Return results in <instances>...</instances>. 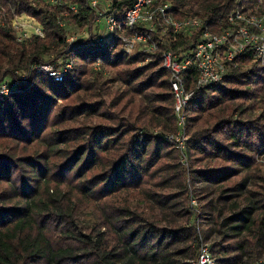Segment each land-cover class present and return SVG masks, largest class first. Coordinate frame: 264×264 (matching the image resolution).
I'll use <instances>...</instances> for the list:
<instances>
[{
	"label": "trees",
	"instance_id": "obj_1",
	"mask_svg": "<svg viewBox=\"0 0 264 264\" xmlns=\"http://www.w3.org/2000/svg\"><path fill=\"white\" fill-rule=\"evenodd\" d=\"M89 1L0 0V264H192L202 244L216 264H264V66L245 52L195 94L188 168L169 141L178 128L163 66L236 11L264 16V0H165L202 31L138 25L99 44ZM133 3L113 0L109 13ZM24 16L43 38L19 42L10 23ZM68 25L87 40L70 44ZM119 36L148 42L128 56ZM185 79L191 88L196 72Z\"/></svg>",
	"mask_w": 264,
	"mask_h": 264
},
{
	"label": "built area",
	"instance_id": "obj_2",
	"mask_svg": "<svg viewBox=\"0 0 264 264\" xmlns=\"http://www.w3.org/2000/svg\"><path fill=\"white\" fill-rule=\"evenodd\" d=\"M42 1L54 6L60 5V0ZM112 1H89V8L99 17L96 23L98 32L95 34L98 35L96 40L98 44L102 42L100 32L118 35L127 30H134L138 25L148 26L152 31L156 25H164L176 35L197 33L204 27V22L199 18L175 19L171 13L172 4L165 0H133V6L123 14L122 18L109 13ZM69 10L73 14H77L78 11L74 5L69 6ZM23 24L27 28H24ZM10 25L19 33V42L33 36L43 38L41 26L31 18L25 16L17 18L12 20ZM84 39H87V36ZM122 40L128 53L140 44L146 45L148 42L147 37L144 36H136L130 40L122 37ZM73 42L72 39L71 43ZM156 50L154 46L146 47L148 53ZM245 52H251L256 61L264 66V16L236 11L229 16L228 28L221 33L202 31L195 49L190 53L184 55L169 53L163 56V66L170 74V87L175 100L174 113L178 128L177 134L170 137L169 141L180 153L182 165H188L185 152L186 143L189 140L186 134V110L189 104L197 92L221 83L229 74L230 65ZM72 69L73 65L68 64L65 73ZM39 71L49 75L55 82L63 81V75L55 73L50 67L40 68ZM188 71L196 72V80L191 88H188L185 79ZM192 264H216L207 245L202 244L198 258Z\"/></svg>",
	"mask_w": 264,
	"mask_h": 264
},
{
	"label": "rangeland",
	"instance_id": "obj_3",
	"mask_svg": "<svg viewBox=\"0 0 264 264\" xmlns=\"http://www.w3.org/2000/svg\"><path fill=\"white\" fill-rule=\"evenodd\" d=\"M23 26H24V28H27V26L25 25V24H23ZM96 26V25H95ZM94 26V28H93V38L94 39H97V37H98V35H95L97 32H98V30H97V26L95 27ZM68 42L70 43V44H73V43H76V42H78V44L79 43H81V42H85L87 39H84L86 36H88V35H90V34H88L87 32H81V31H79L78 29H76L75 27H73V26H70V25H68ZM99 36H102V37H106V36H109V34H107L106 32H100V34H99ZM120 37V36H119ZM124 37V36H123ZM120 38H122V37H120ZM72 39L74 40V42L73 43H71V41H72ZM143 44H140L139 46H142ZM137 48L138 47H135L131 52H127V49H124V51H126V54L128 55V56H131V55H133L134 54V52L137 50ZM146 48V47H145ZM147 63H148V61H147ZM64 70V69H63ZM72 70H74V67H73V69ZM69 71V70H68ZM64 73H65V70H64ZM174 136V135H173ZM176 149V148H175ZM177 150V149H176ZM180 164L182 165V163H181V160H180ZM183 167H185V168H188L189 167V163H188V165L187 166H184V165H182ZM195 202V205H193V203ZM198 206V204H197V202L196 201H192L191 202V207L192 208H196Z\"/></svg>",
	"mask_w": 264,
	"mask_h": 264
}]
</instances>
